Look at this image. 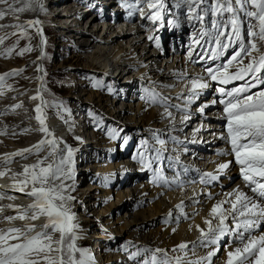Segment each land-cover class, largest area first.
I'll return each instance as SVG.
<instances>
[{"label": "snow or ice", "instance_id": "snow-or-ice-1", "mask_svg": "<svg viewBox=\"0 0 264 264\" xmlns=\"http://www.w3.org/2000/svg\"><path fill=\"white\" fill-rule=\"evenodd\" d=\"M124 6L129 8V16L139 12L142 18L153 23L162 22L165 14L170 11L166 7L165 0H135L127 3L122 0ZM36 3L41 11L45 10L41 0H24L22 7H14L9 0H0V4L7 5L11 12L22 13L32 9ZM147 3L151 10L145 14L142 7ZM251 5L255 10H248ZM187 7V19L195 26V23L205 25L206 17L211 16L210 27L205 25L199 32L194 33L188 59L192 63L197 61H212V65H205L204 73L191 75L184 72L179 78L188 80L186 95H182L185 104L183 110L196 102L205 90L212 87L211 82H217L220 87L214 89L220 98H214L210 104L223 105L222 119L226 121L225 130L227 135L220 138L227 141L230 150H225L220 155H230L239 167V173L245 185L249 188L251 195L240 190L239 186L232 192L225 193V198L212 205L208 217L204 219L207 228L195 227L200 230L197 241L191 242L193 256L197 245L209 248L204 257L188 258L189 245L182 242L173 251H182L183 256H169L164 249L137 248L130 254V259L136 264H213V257L220 251L225 237H230L224 246L226 259L224 264H264V232L259 235L253 234L255 230L264 227V52L260 51V44L264 43V0H175V7ZM244 17L249 18L246 32L242 33ZM7 12L0 11V20L7 16ZM227 14V16H226ZM251 18L258 21L257 25L251 23ZM28 27L40 24L39 20H29ZM172 26L179 27L175 20L168 21ZM4 27V25H0ZM15 28L24 29V25L16 24ZM41 34V45L46 41L42 35V29H37ZM15 35V33H13ZM5 37H0L3 43ZM149 40H156L159 48V38L149 36ZM195 46V47H193ZM207 46V47H205ZM196 47L204 49L203 54L196 51ZM232 49L231 54L228 50ZM31 51V48L21 49L19 54ZM12 49L8 50L10 55ZM247 59V63H245ZM217 61H220L217 63ZM20 70H12L0 75V87L3 86L7 76L17 75ZM38 71L42 69L38 68ZM41 86L31 98L39 99L41 103L35 107L36 119L40 122V131L46 136H52L45 122L42 105H47L43 99L44 77L37 78ZM239 82V83H236ZM232 85V87H227ZM98 86V85H97ZM2 94V93H0ZM150 99L156 102V94ZM166 102V101H165ZM174 107L180 108L178 105ZM20 107V105H15ZM208 104H202L197 111L203 113ZM167 115L171 116L170 112ZM185 120L189 117L185 116ZM27 131V130H26ZM109 135L115 139L117 133L110 131ZM77 139H80L77 137ZM175 139V138H173ZM58 141L55 137L42 139L29 148L19 149L14 153L5 154L0 158V164L12 163L13 157L27 158V155L39 153L45 145L51 146L48 156L54 157L53 162L45 161L48 156L38 160L34 164L23 165L20 173L12 172L5 168L0 170V177L11 173L13 180L10 188L31 198L32 202L27 205H0V218L8 221L20 220L25 223L22 226H11L0 228V264H94V258L88 248L78 246L81 239L78 234L80 225L77 222L76 213L72 211L71 202L76 197L71 195L74 191L72 185L66 181L75 179L74 149L67 148L65 156L64 149L58 150ZM147 145V141H142ZM156 143L160 145L155 148V156L152 161L145 158L141 153L139 162L149 170L152 164L161 160L165 151V141L157 138ZM145 151H151L145 148ZM136 159L137 157H133ZM233 160H228L217 165V174L203 173L200 183L210 185L220 178L219 174L230 168ZM143 170V169H141ZM154 181L163 185L171 186L176 183L180 186L183 182L178 178L170 182L163 174L161 168H156L153 175ZM31 185L30 191L27 190ZM209 198L212 193H207ZM5 198V190L0 186V199ZM13 200L14 197L8 196ZM227 204L229 207L225 208ZM183 201L176 205L183 213ZM5 208H14L17 215L4 216ZM172 216V211L168 213ZM187 218V213H183ZM43 218L44 223L39 226L36 221ZM177 221L180 217H176ZM231 221V223H229ZM167 223V220L165 221ZM39 227V231H37ZM191 227V226H190ZM173 232L176 229H172ZM58 234V238H57ZM232 244L238 246L232 248ZM126 250V249H125ZM151 253V255H148ZM140 259H137V258Z\"/></svg>", "mask_w": 264, "mask_h": 264}, {"label": "bare ground", "instance_id": "bare-ground-1", "mask_svg": "<svg viewBox=\"0 0 264 264\" xmlns=\"http://www.w3.org/2000/svg\"><path fill=\"white\" fill-rule=\"evenodd\" d=\"M53 1L60 2L62 6H65L64 10L68 11L67 12V14L69 15L68 19H71L70 25L64 28L63 30L66 32L65 34L70 33L72 30H76V31H78L79 29L82 30V32L80 33L81 35L80 36L77 35L76 37V38L79 37L78 39L79 41L77 42L73 50L77 51L78 49L76 48H78L77 46H79L81 49L80 51L82 53H85V55L76 54L78 59L82 60L85 59L86 57H89L91 58L92 62L91 64L89 63L88 65H85L86 67H81V68L83 69L87 68L89 70H94V71L96 70L97 72L101 73L102 71L101 66L105 67L106 65L109 66L108 72L114 68V66L112 65H115L116 67L115 69L117 68L121 69L123 72L127 67L128 68L136 67L138 68L136 70V73L140 74V76L145 78V80L148 79L155 80L156 78V80L174 81L173 84L175 85L173 89L154 87L156 86L155 85L156 80L153 82L150 81L149 82L150 86L154 90L155 92L154 94H156V98H157L156 102H152V105L136 103L134 104L135 105L134 112L132 108H126V106L132 107V104L129 105L126 104L125 106L123 95L120 92L126 88L124 87L120 88L118 90L119 96L116 101L120 103L118 106L114 105L118 108H114L112 111L108 113L110 117L111 116L114 117L118 115V116H122L123 118L125 116V113H127V111L133 114L135 113L134 116L137 119V121H139L140 123L135 124L134 126L139 125L143 128L154 129V132H156L155 133L156 140L157 138L163 139L165 141V146H164L165 148H167V144L173 142L174 140L173 139L174 135L172 134L173 132L175 133L176 132L183 133L185 131L188 132L189 130L192 129L193 122H197L199 121L198 119H202V117H199L200 112L197 111V109L202 104H208L209 107L205 108V110H207V113H211V114L206 113V116L209 118V120L206 119V122L212 121L211 118L216 119L215 121L220 124L223 122L222 121L223 119L221 118L223 113V105L210 104V102L215 98V96L219 94L214 91L215 88L221 86L219 84H216L215 86L212 85L211 88L205 90L204 94H202L201 97L196 102L189 105L187 110H183L185 101L181 97L182 95H186L187 93L188 80L179 78V74L184 72L190 73L191 75L204 73L205 65L203 67L201 66L202 64H199V62L204 64L206 60H203V62L199 61L198 62L199 65H198L196 63L190 62L188 56H184L181 57L182 61L181 64L179 65L178 56H174L176 59L173 66L171 67L170 70H166L165 67H161V63H158V60H160L159 62L164 61L166 64L168 62V58L167 59L160 58L161 55L159 51L156 50L155 44L154 43L151 44L150 43L151 40L147 39V42L149 41V43L148 44L145 43L144 45L143 42H145L146 36H142V38L139 39L136 38L138 36V32L141 30L140 25L142 23L143 24L141 26L150 23L149 20L147 21L145 20V18L142 17L136 18L135 13H133L132 16L129 15L126 16V19L131 23H136L135 31H132L130 29L129 30L125 29L124 31H117L116 29L118 28V23L116 22L111 23L109 21H108L109 23L105 24L106 27H104L103 29L101 28L102 25H97V24L101 20L103 21L104 19L106 20L109 19V15L105 13L103 14L101 12V14L99 15L95 14L94 17H91L88 20L87 18H85L88 16V12L92 11V14H94L95 13L94 11L97 10L98 7H100L98 6L100 2L99 0L96 1V3L94 2V0H89V1L75 0L76 3L74 4V6L73 5L71 6V4L69 5L67 0H65L64 2H62V0H52V2ZM120 1L121 0H109V2L105 3L107 4L106 8L108 9L110 8L111 10L115 9L114 12L115 15L118 17L119 21L123 20L122 19L123 13H121L120 8L118 7ZM9 3L13 4L14 7H22L24 0H16V2L9 1ZM93 3H95V5H93ZM35 4L36 3H33L31 10H27L22 13L11 12L8 10L7 5L4 4L0 5V11H5L8 14H14L17 16L16 19H10L6 16L4 20L0 22V25H4V27H0V37L10 36L13 30L15 29L14 25L16 24L24 25L28 21V20L26 21L25 19L31 20L34 17V15L37 12H39V9L35 7ZM85 4L87 5L85 6ZM89 4H91L90 9L89 8L83 9V7H88ZM172 7H175V4H172ZM182 9L183 7L179 9L177 8V13H179ZM150 11L151 10L148 8L147 13H149ZM126 13H128V11H126ZM60 14H62V12H58L56 17H58ZM85 24H88V29L92 28L91 26L93 24H96L95 29L97 33L103 29L104 35L102 37L85 35L83 33ZM54 26H56V24ZM153 27L154 24L150 28ZM160 29L161 28H159V31ZM200 29L197 32H199ZM45 31L55 32L56 30L46 27L42 29L43 34H46ZM159 31L155 30L151 34V36L156 37ZM141 34L142 33H140V35ZM105 35L108 36L105 37ZM132 36L134 39L130 40L129 45L127 47L124 46L126 42L122 44V41L125 39H130V37ZM190 45L191 42L188 43L187 46ZM5 50L6 49L3 47V44L0 43V75L9 73L12 70H20L21 68L18 67L19 69L18 68L13 69L14 66L13 62H20V59L18 58H15L12 61H8V62L5 61V59L11 57L9 54H6ZM177 51L178 49L177 47H175L174 52L176 53ZM120 55L121 57H119ZM164 56L166 57L167 54ZM174 57H172L170 60L171 64L173 63ZM109 61L110 63L111 62L113 63L110 64L111 66L109 65ZM217 63H219V61H217ZM21 65L23 69H32L31 62H26V63L20 62V66ZM13 76L16 75L7 76L5 81L3 82V86L0 87V93H2L0 94V104H1L0 155L10 154L16 152L19 149L29 148L32 145L37 144L42 139H51L53 137H55L56 140L58 141L56 145L57 149L58 150L62 149L63 148L62 142L64 137L62 134L64 130L63 126L70 128L72 125L71 124L72 119H69L68 117H63L62 120H59V118L54 114V111L47 108V110L44 112V114L48 115V117L45 116L46 117L45 122L50 132L53 135L46 136L45 134V136L42 138L41 136H43V134L41 135L42 132L39 130L41 127L40 122L36 118L35 119L37 122H33L34 119L32 120V115L27 111V109L32 108L33 106L32 104L34 102L32 103L31 101H35V100H33L31 97L36 94L37 89L40 88L39 87L40 85L38 86V81H35L33 77L30 78L27 76L26 81L21 82L17 80L15 81L13 79ZM211 84H213V82H211ZM27 86L28 89H25V87ZM229 86L230 85H228L227 87ZM12 87H16L15 90L10 89ZM18 87H22V89H19ZM161 97L164 98V100H162ZM91 100L93 105H95L96 107L101 108V106L103 105V100L98 96H94ZM37 101L38 100H36L35 103ZM15 105H20V107L14 108L13 106ZM173 105H178L180 106V108L174 107ZM211 106H213L212 107L213 110L212 108H210ZM68 111L69 108H66L65 113L63 112L62 114H65L66 116V114H68ZM167 112H170L171 116L167 115ZM212 112L217 115H214ZM194 115L197 116L193 120H191V118H193ZM181 116L184 117L187 116L189 117V119L183 120L180 125H177L176 122L174 121L177 117H181ZM131 120L135 121L134 117H132ZM128 122H130L129 119ZM212 125L215 127L217 126L216 124H212ZM172 126L173 128L178 126L177 128L179 130L175 128L173 130H168L169 128H172ZM221 126H223V124ZM134 131L139 132V128H135ZM205 133L209 134L210 131H207ZM148 134L154 136L152 132H148ZM75 136L76 133H74L73 131L70 132V138L71 137L75 138ZM33 140L35 141V143L33 142V144H30V142H32ZM88 142H90V144L93 143L90 140ZM112 142L110 145V149L113 147ZM150 142L153 143V141ZM150 142L147 143V148H150V146L152 145ZM181 143L184 142L182 141L176 142L177 145ZM84 145L85 148L82 147V152L89 151L91 147L87 146L85 143ZM216 145H220V147H218L219 152L230 150V145L227 143L226 140H221ZM154 146H156V148L160 147V145L157 144L156 142ZM150 149H151V151H149L151 152L150 161H152L155 156V151L152 152V147ZM49 151H51V146L45 156H48ZM190 153H193V148L190 150L189 153L188 151L183 153L181 152L179 154L180 159L178 161V167L181 166L186 171L189 169V160L190 161L192 160L191 161L192 163L195 162L198 165L197 168L195 167V169H192L190 171L189 179L191 180V182L185 183V184H190L189 188H187L186 190L180 189V186L173 185V183H171V186H169V185H163L161 182L156 181L155 184L153 185L148 184L149 186H145L141 183L137 185H133L131 187H127L125 191L124 190L118 191L116 187L115 190L110 189L111 191L107 190L106 192H104V194L100 195L108 200L111 199V196H113L114 201L109 200L111 201L110 205L108 208L104 210L99 211L97 208L98 211V216H96L97 222L95 223L96 225L93 223L94 225L92 227V232L98 238H102L108 241V244L109 245L111 244L114 248L110 250L104 249V252L100 250V258L98 260L99 263L103 262V264H135L129 258L131 253H129L128 249H126L127 253H123V254H117L115 252V249L117 247L116 245L117 240L120 239L121 237L126 238L128 240L133 239V241L135 242L130 243L132 245L131 247L147 248V246H149L155 249L160 248L166 250L167 253L169 255L171 254L172 256H176V255L183 256L184 253L182 251L177 250L174 252L173 249L180 243L186 242L189 245V251H188L189 259H194L196 257H204L207 255L209 248L200 247L199 245H197L194 249L195 257L192 254L193 249L191 242L197 241V238L200 236V230L195 226L199 225L200 228H204V229L207 228V225L204 223V219L208 217L212 205L215 204L217 201L225 198L224 195L225 193L232 192L233 189L237 188V186H239L240 190L248 193L249 195H251V192L250 190L244 187V184L241 181L242 179L240 177L239 167L235 164L234 158L232 156L227 155L226 157H223L212 154L210 155V157L201 158L199 154L191 156ZM122 155H116V159ZM163 155L164 154L161 155V158L163 157ZM45 156L38 155V153L35 152H33V154L27 155L26 159L17 156L12 158V163L10 164L7 165L0 164V170L9 168L12 170V172L20 173L23 171V165L34 164L38 160L44 158ZM135 157L137 158L134 159L132 157L131 159L128 160L125 159L121 161L115 160V162L110 161L108 164H103L102 167H99L98 171L103 173H108L110 177H113L116 173H123V174H127L128 177L140 176L143 178L146 174V171L138 173L139 175H135V174L129 175L130 172L141 170V168L138 165L143 166L141 163L137 162L139 160V156L136 155ZM32 159H34V161ZM53 159L54 157L48 156L47 162L51 163L53 162ZM201 159H203V161H201ZM228 160H233V163L230 165V168L225 170L223 173H220L219 174L220 178L216 181H213L210 185L201 184L199 182L200 179L195 180L196 175L198 173L199 175L209 172L213 173L214 175L217 174V165L219 163ZM146 170L148 169L146 168ZM165 171L166 172L169 171L170 173L173 172V170L170 168L165 169ZM193 171L194 173L191 174ZM235 175H238L240 178H236L235 180L230 181V176L233 177ZM127 182L131 184L130 181ZM12 183L13 180L11 179V173H9V175L5 177H0V186H2L3 189L5 190V198L0 199V205H8L10 203L13 205H27L31 203L32 200L30 197L18 191L15 192V190L10 188V185H12ZM223 184L226 186L224 190L221 189V186ZM29 187L31 189V186ZM30 189L27 190L30 191ZM93 190L94 189H91V191ZM207 193H212L213 197L209 198ZM8 196L14 197V199L9 200L7 199ZM152 200H154V203L150 204L149 208L147 207L148 209L140 208L139 210H136L138 206L149 204V202H151ZM181 201H183L184 204L183 213H187V218H184L181 210L176 208V205L180 204ZM127 202L129 204H127ZM94 203L96 202L93 203L90 202L91 205H93ZM116 206H119L117 207L118 209H116ZM224 207L227 208L229 207V205L225 204ZM94 209H95L94 207L90 208V210L92 211H94ZM120 209L124 210V215L123 216L119 215L114 218L113 216L114 211L116 210L118 212ZM90 210L88 209V211ZM170 210L172 211V216L168 215ZM3 215L15 216L17 215V213L14 208H5ZM156 216H165L164 218L167 220V223H164L163 226L161 225L160 227L158 226L159 228L157 227L158 228L157 230L156 229L154 231L150 230L148 231V233L142 232V230L148 227L149 225H152L153 223L157 222L160 219L163 220L162 218ZM178 216L180 217V219L177 221L176 217ZM4 220L5 219L0 218V228H8L11 226H22L25 223L24 221H20L18 219L13 221L6 220L5 222H3ZM82 220L83 219L77 220L78 224H81ZM35 223L39 226L40 224L44 223V220L43 218H41ZM229 223H231V221H229ZM172 229H176V231L173 232ZM39 230H40L39 227H37V231ZM261 232H264V227L255 230L254 234L259 235ZM57 238H58V234H57ZM229 240H230L229 238L225 237L223 241V245H226L229 242ZM136 242H139L142 245L141 246L135 245L134 243ZM97 243H99L98 244L99 247H104L103 244H100V242ZM223 245L221 246L220 251L217 253V255L213 257V264H224L226 259V252ZM236 246H238V244H232V248ZM121 247H126V244L122 243V245H120V248Z\"/></svg>", "mask_w": 264, "mask_h": 264}, {"label": "rangeland", "instance_id": "rangeland-1", "mask_svg": "<svg viewBox=\"0 0 264 264\" xmlns=\"http://www.w3.org/2000/svg\"><path fill=\"white\" fill-rule=\"evenodd\" d=\"M11 2H16V0H9ZM65 0H62L64 2ZM89 1V0H88ZM98 0H94L96 3ZM100 7L95 10L94 14L91 12H88V16L85 17L87 20L91 17H94L95 14H101V12L104 14H107V11L111 10L110 8H106L107 4H102V0H99ZM122 1V0H121ZM120 1L118 7L121 8L124 4ZM43 3L44 9L41 11L37 4H35V7L39 9V12H37L34 17L31 20L37 19L40 20L42 16H47L48 19L45 22H42L41 25H47L43 28H51L55 29V32H48L45 31L46 34H42L44 40L46 41L43 45H41V34L38 31H35L34 27H28L27 23L24 24V29H18L15 28L10 36L5 37L3 40V47L6 49L5 52L8 54V50L12 49V52L10 54L11 57H8L5 59V61H12L15 58L20 59V62H31L32 63V69H23L22 65L20 66V62H13L14 66L13 69H16L18 67H21L20 69H23V71H20L16 76H13V79L16 81H26L27 76L32 78L35 81H38V86H41V82L37 79L40 76L44 77V91H43V99L47 101V105H42L43 114L49 108L50 110L54 111V114L59 118V120H62L63 117H68L69 119H72L71 121V127H65L63 126L64 130L62 132L63 134V142H62V149H64V155H67V148L74 149V157L75 160V179L66 181V183L73 186L74 191H71V195L75 196V201L71 202L72 211L76 213L77 220L83 219L79 229L78 234L80 235L81 239L78 240V246L83 248H88L90 252L92 253V256L94 258V264H103V262L99 263L98 260L100 258V250L104 252V249L110 250L114 248L111 244H108V241L98 238L94 233L92 232L93 225L97 222L96 216H98V210H104L109 207L110 202L114 201V197L111 196V201L108 199H105L104 197L100 196L104 194L107 190H115L117 187L118 191H125L127 187H131L133 185L137 184H143L145 186L153 185V184H146L142 182V177L140 176H130L126 177V180L123 182L125 177L122 173H116L113 177H110L108 173H103L98 171L99 167H102L103 164H108L110 161L115 162L121 161V160H127V157L133 155L132 157H135L136 155H140L143 153L145 155L148 154L149 151H145V148L147 145H142V141H146L147 138H149L152 145V152L154 151L153 146L156 142V136L154 130L150 131L151 129L143 128L141 126H134L135 124H139L140 122L137 121L135 118V113H131L127 111L125 113V116L122 118V116H114L110 117L109 112L112 111L114 108H118L116 106L119 105L120 102H116L119 96V89L124 87V89L121 93L123 95V100L126 104H132V107L126 106V108H132L133 112L135 111V105L136 103L145 104V105H152V100L150 97L153 95L154 90L150 86V80L146 81L142 79V77H139L140 74L136 73V70L138 68H126L123 72L121 69H115L114 68L108 72L110 75H113L115 79H111L108 76L103 75L100 72H97L96 70H89L87 68L83 69L81 67H86L85 65L91 64L92 60L89 57H86L85 59H78L76 54H84L80 50V47L77 46V51H74V47L76 46L77 42L79 41V37L77 35H81L80 33L82 30H72L70 33L65 34L66 32L63 31L64 28L70 25L71 19L69 21L68 19V11H65V6H62L60 2H52V0H41ZM69 5L71 6L76 3L75 0H67ZM106 2H109L107 0ZM129 2H135V0H127V3ZM212 0H209V3H211ZM93 3V5H95ZM104 3V2H103ZM166 7H169V9L172 12L177 13V8L172 7V4H175V0H166ZM169 3V4H168ZM122 4V5H121ZM145 3L140 5L142 7ZM2 5V4H0ZM87 4H85L86 6ZM91 4H89L88 7L85 8H91ZM105 10H104V9ZM145 8V6H144ZM248 10H255L253 6L251 5L247 6ZM252 8V9H251ZM187 7L184 6L183 9L179 12V17L183 18L181 21V26L179 29H177L176 32L180 34V38L182 40L180 42H176L175 47H177L178 51L175 53L174 56H178L179 62L178 64H181V57L188 56V52L190 50V46H187L188 43L191 42L192 37L194 33H197V31L207 25L210 27V24H208V21H210L211 16L206 17L205 25H202L201 23H195V26H193L192 23L189 22L187 19ZM121 13H125L126 11H130V9L124 10V8L120 9ZM123 11V12H122ZM148 9H146L145 14L147 13ZM186 11V12H185ZM49 12V14H48ZM58 12H62L58 17H56ZM83 13V12H81ZM80 13V14H81ZM136 15V18L141 17L138 12H134ZM168 13H171L170 11ZM92 16H91V15ZM185 16V17H184ZM227 16V14H226ZM8 18L10 19H16L17 16L14 14H8ZM168 20V17H166ZM186 18V19H185ZM241 18H243V25H242V33L246 32L247 25L249 23V18H246L241 13ZM246 18V19H245ZM4 19L0 20L2 22ZM26 21L29 19H25ZM61 20V21H60ZM148 21V19H145ZM187 20V21H186ZM69 21V22H68ZM150 21V20H149ZM169 21V20H168ZM102 21L98 22L97 25H100ZM251 23L255 26L257 25L258 21H256L255 18H251ZM56 24V26H54ZM96 24H93L88 29V24L84 25L83 33L85 35H93L102 37L104 35V27L101 31L97 33L96 31ZM143 24V23H142ZM141 24V25H142ZM140 25V29L142 30V27L145 29H148L152 27L153 22L150 21L148 24H144L143 26ZM149 25V26H148ZM86 26V27H85ZM155 26V25H154ZM74 27V26H73ZM42 28V29H43ZM37 29V28H36ZM194 29V30H193ZM94 30V31H93ZM117 30V29H116ZM141 30L138 32V36H140ZM159 31V29H157ZM156 30V31H157ZM119 31V30H117ZM181 31V33H180ZM15 33V35H13ZM43 33V32H42ZM62 33V34H61ZM110 35V34H109ZM108 35H105V37ZM157 35L156 37H158ZM128 37V36H127ZM137 38V37H136ZM142 38V37H141ZM134 39L133 36L130 37V39H125L122 41V44L125 43L124 46H128L130 40ZM139 39V38H137ZM146 39V38H145ZM167 40V39H166ZM145 43L147 42V39L145 40ZM151 44H153L152 40L150 41ZM144 44V43H143ZM142 44V45H143ZM172 44V39L170 38L167 42V45L169 46V50L171 49L170 46ZM145 45V44H144ZM31 48V51L24 52L23 55H20L19 52L21 49L24 48ZM153 47V46H152ZM195 47V46H193ZM206 47V46H205ZM154 48V47H153ZM152 48V49H153ZM151 49V50H152ZM154 50V49H153ZM152 50V51H153ZM157 50V49H156ZM141 51V50H140ZM155 51V50H154ZM196 51L203 54L204 49L196 47ZM260 51L264 52V43L260 44ZM232 52V49L228 50V54L230 55ZM87 55V54H86ZM173 54H168V62L165 64L164 61L159 62L161 63V67H165L166 70H170L175 62V57ZM121 57V55L119 56ZM171 57L173 58V63L171 64ZM170 58V59H169ZM91 60V61H90ZM199 61L196 62L198 64ZM203 62V61H202ZM220 62V61H219ZM247 59H245V63H247ZM113 64L112 62L109 65ZM115 64V63H114ZM195 64V65H196ZM199 64H202L201 66L204 67V65H212V61H207L203 63L199 62ZM198 64V65H199ZM18 65V66H17ZM144 65V64H142ZM111 66V65H110ZM169 66V67H168ZM143 67V66H141ZM38 68L42 69V71H38ZM19 69V68H18ZM23 74V75H22ZM177 75V74H176ZM124 78V79H123ZM140 79V80H139ZM173 80H156L154 83L156 86L154 87H162V88H168L173 89L174 81ZM160 83V84H158ZM163 83V84H162ZM239 83V82H236ZM218 84L217 82H213V86ZM98 85V86H97ZM39 86V87H40ZM232 87V85L229 86V88ZM16 87H12L10 89L15 90ZM19 89H22V87H18ZM9 89V90H10ZM25 89H28V86L25 87ZM7 90V91H9ZM212 91V90H211ZM7 93V92H5ZM4 93V94H5ZM3 94V96H4ZM212 94V92H211ZM94 96H98L103 100V105L101 108L96 107L92 103V98ZM162 98V97H161ZM27 100V99H24ZM36 102L37 104L41 103L39 99ZM164 100V98H162ZM36 101V100H35ZM35 101H31L33 104L31 109H27V111L32 115L33 122L36 121V113H35V107L36 103ZM151 103V104H150ZM35 104V107H34ZM116 105V106H114ZM1 106V104H0ZM69 108L68 114H62L65 113V109ZM34 109V110H33ZM216 109V108H215ZM213 110V108H212ZM33 112V113H32ZM213 113V112H212ZM214 114V113H213ZM82 115V116H80ZM217 115V114H214ZM44 116H47L44 114ZM188 116V115H187ZM134 117L135 121H132L131 118ZM46 118V117H45ZM79 118V119H78ZM77 119V120H76ZM128 119L130 122H128ZM80 121V122H78ZM224 124V123H223ZM129 125V126H128ZM135 128H139L140 134L148 132H152L154 136L149 135L145 137V134L143 138L138 137V139L134 140L136 142V152L135 147L133 146V135L134 133H137ZM193 128V126H192ZM39 131V130H37ZM76 133L75 138H70V132ZM113 131L116 132V138L113 139L109 132ZM33 132V131H31ZM126 132V133H125ZM30 133V131H29ZM125 133V134H124ZM177 133V132H176ZM226 133V132H225ZM42 138L45 136L42 132L41 135ZM123 134L126 136H123ZM137 134V135H140ZM225 136V135H224ZM79 137L80 139H77ZM132 137V138H130ZM32 138V137H31ZM34 138V137H33ZM36 140V139H34ZM30 142V144L35 143V141ZM38 140V139H37ZM92 141L93 143L90 144L88 141ZM113 141V142H112ZM111 142L113 143V147L110 149ZM169 142V141H168ZM90 146L91 148L89 151H83L82 147L85 148V145ZM28 146V144H27ZM168 146V144H167ZM48 145H45L43 147V150L38 153V155L45 156L50 148H48ZM130 152L128 153V151ZM113 151V152H112ZM124 152V153H123ZM123 153V155H122ZM151 153V152H149ZM189 153V152H188ZM81 154V155H80ZM126 154V155H125ZM116 155H122L119 158L116 159ZM128 155V156H127ZM145 155V158H146ZM130 157L129 159H131ZM150 158V155L148 156ZM189 158V157H188ZM147 159V158H146ZM34 161V159H32ZM48 160V159H47ZM47 160L45 161V164H47ZM192 161V160H191ZM189 160V168L191 165H194ZM139 162V160L137 161ZM136 162V163H137ZM140 163V162H139ZM191 163V164H190ZM138 165V164H137ZM196 165V164H195ZM143 170H137L130 172L129 175H139L140 172H145L146 168L144 166L138 165ZM198 167V165H197ZM196 167V168H197ZM160 168L159 162H155L152 164V172L154 175V169ZM195 168V167H194ZM83 169V170H81ZM197 170V169H196ZM150 172V171H149ZM169 172V171H167ZM194 172V171H193ZM139 177V178H138ZM132 179V180H130ZM144 179V178H143ZM147 180L153 181V177H148ZM83 181V182H82ZM130 181L131 184H129ZM30 186V185H29ZM28 186V189L30 187ZM91 189H94L91 191ZM98 189V190H97ZM110 190V191H111ZM16 192V191H15ZM89 192V194H88ZM91 192V193H90ZM90 202H96L93 205L90 204ZM154 200L149 202V204H144L142 206H138L136 210L141 209H148L150 204H153ZM127 204H129L127 202ZM95 208L94 211L90 210V208ZM116 206V209H118ZM148 207V208H147ZM88 209L90 211H88ZM88 211V212H87ZM92 212V213H91ZM136 212V211H135ZM94 213V214H93ZM123 216L124 210L120 209L118 212L114 211V218L117 216ZM93 216V217H92ZM159 218H162L163 220H158L157 222L153 223L152 225H149L148 227L144 228L142 232L148 233V231L155 229L157 230L160 225L163 226V221L165 216H156ZM88 220V221H87ZM6 221V219H5ZM94 223V224H93ZM96 225V224H95ZM159 226V227H158ZM158 227V228H157ZM103 244L104 247H99V243ZM133 241V239H126L121 237L117 240V247L115 249V252L117 254H123L127 253V250L125 252L121 251L124 249V247L120 248V245L122 243H129L126 244V247L129 249V253L134 252L137 248L131 247L130 244ZM137 245H142L139 242H136ZM107 247V248H105ZM149 247V246H148ZM139 248V247H138ZM151 249H155L153 247H150ZM98 251V253H97ZM148 255H151V253H148ZM169 255V254H168ZM99 256V257H98ZM169 256H172L171 254ZM137 259H140L139 257ZM125 260V259H124ZM132 260V259H131ZM96 262V263H95ZM131 262V261H129ZM133 263L136 264V261L132 260Z\"/></svg>", "mask_w": 264, "mask_h": 264}]
</instances>
